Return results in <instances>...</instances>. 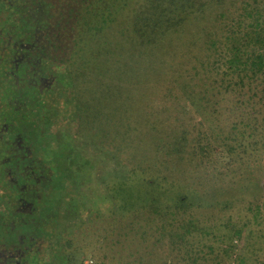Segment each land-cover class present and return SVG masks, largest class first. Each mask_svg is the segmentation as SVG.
Returning <instances> with one entry per match:
<instances>
[{"label": "trees", "instance_id": "obj_1", "mask_svg": "<svg viewBox=\"0 0 264 264\" xmlns=\"http://www.w3.org/2000/svg\"><path fill=\"white\" fill-rule=\"evenodd\" d=\"M132 1L15 2L10 13L34 47L28 62L41 63L48 76L26 78L31 87L23 100L33 102L25 109L41 121L43 96L63 93L59 99L75 142L127 170L108 190L104 182L102 202L130 217L125 225L133 235L153 238L171 253H193L195 263L214 252L212 226L195 219L192 207L201 195L189 179L177 178V168L185 161L189 168L210 170L214 179L235 178L237 166L264 159V0ZM161 68L169 71L167 79L149 95ZM108 94L113 107L106 104ZM48 123L54 124L52 117ZM46 124H36L35 133L45 130L41 142L53 143L55 125ZM61 167L56 175L67 180L69 167ZM45 197L42 192L37 199ZM24 217L19 215L21 225ZM227 225L229 242L247 228L231 219ZM122 226L106 233L124 231ZM107 234L97 237L106 240ZM82 256L78 250L69 254L68 264Z\"/></svg>", "mask_w": 264, "mask_h": 264}, {"label": "rangeland", "instance_id": "obj_2", "mask_svg": "<svg viewBox=\"0 0 264 264\" xmlns=\"http://www.w3.org/2000/svg\"><path fill=\"white\" fill-rule=\"evenodd\" d=\"M10 3L14 4V2ZM112 27L116 40H119L115 23ZM28 72L31 77L33 75L34 80H38L41 76L48 77L41 63ZM164 73L167 74L169 71L161 68L159 77L154 79L156 85L148 87L149 95H153L152 90L167 79ZM152 78L155 77L150 79ZM7 80L10 81V78ZM22 84L19 83L20 86ZM55 88L60 89L61 86ZM61 94L63 93L58 90H55V93H46L47 96H43L40 102L45 106L44 118L33 122L35 125L47 123V129L50 125H55V129L51 128L52 135L50 134L54 140L53 143L48 139L41 142V137H47L45 130H39L42 131L40 133L36 131L33 171L29 167L30 181H27L25 173H17L20 188L27 183L32 194H37L35 192L38 189L42 192L45 190L46 197L49 198L46 202L40 199L39 207L41 205L42 210L35 215L33 226L36 231L43 227L45 229L42 231H45L41 234L36 233V245L25 252L28 256L22 257L25 264L28 261L30 264H68L69 254L77 250L84 254L78 264H264V159L260 160L258 157L257 160H251L247 166H237L235 178L222 176L221 179H214L212 176L215 174L211 176L209 169V174H206L207 171L202 169L184 166L185 161H182L178 168L176 167L177 178H186L184 179L186 181L189 179L190 186L199 191L201 198L194 202L192 214L201 224L212 226V229H209L213 233L210 237L212 243H215L212 254L207 255L206 259H198L192 263L191 259L195 257L193 253L190 258L183 254V250L171 253L165 249L164 245L155 244L153 238L143 241L141 237L133 235L130 232L131 227L125 225L131 220L130 217L116 208L112 212V208L102 202L104 190L109 189L110 183L125 177L127 170L114 164L108 155L94 156L89 148L79 146L75 142L69 133L72 127L71 117L67 116L68 110L65 108V103L59 99ZM113 94L114 90L111 91V95ZM108 95L109 100L106 104L112 106L114 99L110 94ZM27 100L19 102V108L16 106L19 118L33 113V109L31 113L29 110L26 113L25 106L33 102L28 98ZM101 104H104L103 100ZM4 111L9 113L7 108H4ZM11 115L13 116L14 112H11ZM51 117L54 124L48 123ZM113 118L111 109L107 119L112 123ZM36 130H38L37 126ZM43 133L45 136L42 135ZM62 155L66 163L63 162ZM81 159L85 160L89 166L84 167ZM61 164L63 170L69 167L67 180L58 178L59 176L56 175V169ZM32 179H35L37 183L31 181ZM104 182L108 184L106 189H103ZM44 203L46 208H43ZM229 219L238 226L246 222L247 226V228L243 227L240 234L236 235L231 242L228 240ZM42 222L44 225L39 226ZM121 224L123 225L121 229L124 231L106 233L111 227H116L118 230ZM139 224H145L144 220H141ZM133 228H137V225ZM98 232L107 234L108 238L101 240L99 236L97 237ZM127 233L131 235L127 236ZM0 240L5 244L8 239L0 238ZM70 241L71 246H68ZM221 241L223 245L220 244ZM225 246L228 248L223 252L221 248ZM2 248L0 251L3 253L5 250L2 251ZM198 248L196 246L194 249ZM25 249H28V245ZM140 255L145 258L143 261H140Z\"/></svg>", "mask_w": 264, "mask_h": 264}, {"label": "flooded vegetation", "instance_id": "obj_3", "mask_svg": "<svg viewBox=\"0 0 264 264\" xmlns=\"http://www.w3.org/2000/svg\"><path fill=\"white\" fill-rule=\"evenodd\" d=\"M17 1L19 0H0V238L8 239L5 244L0 240V248L5 250L3 253L0 251V264H25L22 257L36 245V233L45 231H42L44 227L36 231L33 226L35 215L42 210L37 199L42 191L38 189L35 192L37 194H32L27 183L20 188L17 177V173H25L27 181H30L28 177L30 170L33 171L35 159L34 115L31 113L19 118L16 108L19 102L25 99V87H31L30 81L27 80L30 76L28 71L35 68L32 60L28 62L34 53L32 42L29 41L31 36H28L25 27L20 29V26L16 25L10 13ZM7 78H10V81ZM31 79H34L33 75ZM19 81H22L23 87L19 85ZM4 108H7L9 113H6ZM11 112H14L13 116ZM21 121L24 126H21ZM31 181L37 183L35 179ZM43 192L46 193L45 190ZM48 199L45 197L44 202ZM43 208H46L45 203ZM20 214H24L27 219L22 225L19 222ZM26 245L28 249H25Z\"/></svg>", "mask_w": 264, "mask_h": 264}]
</instances>
